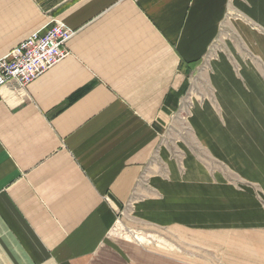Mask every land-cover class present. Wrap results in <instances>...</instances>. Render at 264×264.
I'll use <instances>...</instances> for the list:
<instances>
[{
  "label": "crops",
  "instance_id": "crops-1",
  "mask_svg": "<svg viewBox=\"0 0 264 264\" xmlns=\"http://www.w3.org/2000/svg\"><path fill=\"white\" fill-rule=\"evenodd\" d=\"M50 20L68 56L0 88V264H264V0H0V58Z\"/></svg>",
  "mask_w": 264,
  "mask_h": 264
},
{
  "label": "built area",
  "instance_id": "built-area-1",
  "mask_svg": "<svg viewBox=\"0 0 264 264\" xmlns=\"http://www.w3.org/2000/svg\"><path fill=\"white\" fill-rule=\"evenodd\" d=\"M73 35L70 28L57 20H50L32 33L14 50L0 58V88L10 83L21 90L26 88L68 56L67 44Z\"/></svg>",
  "mask_w": 264,
  "mask_h": 264
},
{
  "label": "rangeland",
  "instance_id": "rangeland-1",
  "mask_svg": "<svg viewBox=\"0 0 264 264\" xmlns=\"http://www.w3.org/2000/svg\"><path fill=\"white\" fill-rule=\"evenodd\" d=\"M125 232H126V231H123V236H124Z\"/></svg>",
  "mask_w": 264,
  "mask_h": 264
},
{
  "label": "bare ground",
  "instance_id": "bare-ground-1",
  "mask_svg": "<svg viewBox=\"0 0 264 264\" xmlns=\"http://www.w3.org/2000/svg\"><path fill=\"white\" fill-rule=\"evenodd\" d=\"M248 206V205H247Z\"/></svg>",
  "mask_w": 264,
  "mask_h": 264
}]
</instances>
